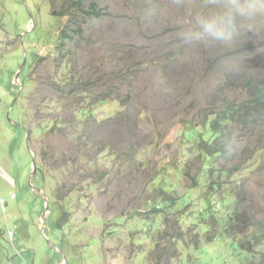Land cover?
<instances>
[{
    "label": "rangeland",
    "instance_id": "obj_1",
    "mask_svg": "<svg viewBox=\"0 0 264 264\" xmlns=\"http://www.w3.org/2000/svg\"><path fill=\"white\" fill-rule=\"evenodd\" d=\"M101 6L106 14L80 52L95 60L93 79L107 85L116 73L131 72L121 85L130 100L106 99L91 110L98 121L126 111L114 139L142 141L139 168L117 176L121 163L108 151L84 159L79 173L86 169L92 177L62 200L56 190L63 171L42 152L51 143L64 149L66 141L45 127L66 115L60 111L66 104L57 93L41 106L34 98L66 18L54 15L49 0H0V264L264 261V242L256 239L264 232V109L228 126L223 140L235 148L211 163L214 175L202 169L201 154L222 147L211 129L214 113L245 101L249 78L264 85V8L252 19L238 17L227 40L198 43L183 33L208 10L206 0H103ZM141 163L155 167L154 179ZM222 168L228 171L219 172L213 188L215 169ZM102 171L104 180L93 184ZM65 206L71 212L63 224ZM250 242L257 255L240 247Z\"/></svg>",
    "mask_w": 264,
    "mask_h": 264
},
{
    "label": "trees",
    "instance_id": "obj_2",
    "mask_svg": "<svg viewBox=\"0 0 264 264\" xmlns=\"http://www.w3.org/2000/svg\"><path fill=\"white\" fill-rule=\"evenodd\" d=\"M49 1L54 15L65 17L66 22L59 31L55 47L57 55L53 60V65H51L50 71L47 70L45 74L40 75L41 84L44 85V88L40 92L38 91L34 100L35 105L41 106L43 98L57 93L59 101L63 100L66 104L65 108L60 111L65 110L67 116L64 115L61 118V114H59L50 121L49 126L45 127L48 135L60 136L66 141L64 149H62L61 144L51 143L48 150L42 152L44 161H54L53 169L63 171L64 181L56 190V195L65 200L75 191L84 188V181L92 177L94 173H88L86 169L84 175L79 173L77 166L82 160L96 158L101 153L108 151L109 154L115 155L117 161L121 163L116 175L121 176L125 173L126 176H129L133 173L135 166L137 169L139 168L136 155L142 146V141L125 143L124 141L117 142L114 139L115 134L124 130L126 111H121L115 116L101 121H98L92 114L91 108L97 102L106 99H121L123 104H127L130 100V93L125 92L121 85L128 77H131V72H128V76L124 73H116L107 85V82H103L101 79H93L91 72L95 60L92 58L90 61H86L80 52L82 46L91 43L89 30L106 14L105 7L101 6L103 0ZM246 88L249 94L245 101L241 103L228 102L224 108L214 113L211 129L216 138L222 137V147L214 154L201 148L202 169L211 175H214L211 163L219 164L220 158L235 148V145L228 144L223 140L228 126L244 118L250 119L264 109V85L260 81L249 78ZM40 129L41 126L36 128V130ZM141 164L147 170V178L154 179L155 167L152 168L150 163ZM222 169H215L218 178L216 182L212 180L211 186L213 188H219V172L228 171L225 168ZM185 172L183 169L184 175ZM97 174L99 177L92 181L93 184L102 182L106 175L105 171ZM87 185L92 186L91 182H88ZM170 200L173 201V199ZM212 204L213 207H216L214 201ZM155 206L159 209L162 208L160 205ZM63 212L62 220L65 224L71 210L65 206ZM256 239L258 243L264 242V232L257 233ZM240 247L257 255L256 245L252 242L249 245L242 243ZM259 258H254L251 264H264V261Z\"/></svg>",
    "mask_w": 264,
    "mask_h": 264
},
{
    "label": "clouds",
    "instance_id": "obj_3",
    "mask_svg": "<svg viewBox=\"0 0 264 264\" xmlns=\"http://www.w3.org/2000/svg\"><path fill=\"white\" fill-rule=\"evenodd\" d=\"M206 4L208 10L197 14L184 31L185 40L198 43L227 40L238 17L252 19L258 9L264 8V0H206Z\"/></svg>",
    "mask_w": 264,
    "mask_h": 264
},
{
    "label": "water",
    "instance_id": "obj_4",
    "mask_svg": "<svg viewBox=\"0 0 264 264\" xmlns=\"http://www.w3.org/2000/svg\"><path fill=\"white\" fill-rule=\"evenodd\" d=\"M26 63H27V58H24V60H23V64L21 65L19 71H18L17 74H16V78H17V79L19 78L20 73L23 71L24 66L26 65ZM14 102H15V101H14ZM0 106H1V98H0ZM27 133H28V132H27ZM27 141H28V140H27ZM33 162H34V168L36 169V168H37L36 162H35L34 160H33ZM48 210H49V204L47 203V205H46V211H48Z\"/></svg>",
    "mask_w": 264,
    "mask_h": 264
}]
</instances>
